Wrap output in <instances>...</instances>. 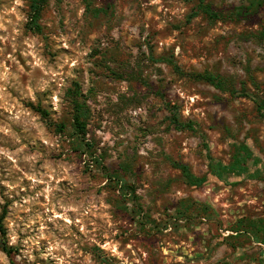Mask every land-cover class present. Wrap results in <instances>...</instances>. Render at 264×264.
Returning <instances> with one entry per match:
<instances>
[{
    "label": "rangeland",
    "instance_id": "1",
    "mask_svg": "<svg viewBox=\"0 0 264 264\" xmlns=\"http://www.w3.org/2000/svg\"><path fill=\"white\" fill-rule=\"evenodd\" d=\"M30 4L0 0V264H264V241L234 232L264 217V6L211 22L199 0H49L33 33ZM207 72L225 90L190 77ZM237 159L241 176L221 169ZM189 201L202 212L177 218Z\"/></svg>",
    "mask_w": 264,
    "mask_h": 264
},
{
    "label": "trees",
    "instance_id": "2",
    "mask_svg": "<svg viewBox=\"0 0 264 264\" xmlns=\"http://www.w3.org/2000/svg\"><path fill=\"white\" fill-rule=\"evenodd\" d=\"M93 1L94 0H84L85 6L88 11H92L94 14H99L101 11L97 9H92L93 6ZM250 3L247 6L243 7H238L234 12L232 13H226L223 11H217L211 8L210 5L206 4L204 0H199V5L198 8L195 12H193V16L198 15L199 13H203L211 22H216L220 20H227L230 18H241L243 16H248V15H253L256 14L259 9L264 6V0H249ZM49 0H31L30 4V14H29V22L27 24L28 30H30L33 33H42L43 28L40 24V20L42 17V12L45 8V6L48 4ZM190 77L205 81L213 85L215 88L219 90H225L226 83L224 79H222L220 76L212 74V73H204V74H192ZM230 91L236 95L238 94V91L235 90V88H230ZM78 92L75 93L77 96L79 94ZM74 102V109H75V114H74V122H73V128H74V133L78 139H80L82 142L86 140V135L88 134L87 130V118L90 116L89 110L87 106L83 103H80V101L74 97L73 99ZM119 107V105H117ZM32 108L39 113L44 119H48L49 113L43 109L41 106H32ZM174 109V108H173ZM259 112H262L264 109V104H259L258 105ZM171 123L179 130L182 129H194V125L191 122H183L179 115L177 114V111L171 110ZM57 128L61 131L64 132L66 129V126L64 124H59ZM85 146H89L90 148L91 145L87 142L84 144ZM222 170L228 174H234L237 176H241L245 171H246V166L245 164L237 159L235 160L230 166H221ZM179 168L181 169L183 173V177L185 179V182L192 187H200L202 186L206 178H198L194 176L188 166L186 165H179ZM220 170V169H219ZM214 174L220 178V175L218 171H214ZM115 178L111 179L114 180ZM129 189L128 194L130 195H135V189L132 188V186H127ZM133 201V200H132ZM191 205V206H190ZM190 206V208H189ZM201 206L196 204L194 201H189L185 202L183 205L178 207V212L176 213L177 218L181 217L180 215L187 214L188 212H196L195 209H197L199 212H202L200 210ZM203 208V206H202ZM132 211V210H131ZM135 211V210H133ZM3 214L0 218V229L2 230L3 234H5V230L2 226V221L4 219ZM247 218V217H246ZM244 217V220L246 219ZM242 221V220H241ZM262 226H253L251 227L250 224L247 225H239L236 227L234 232L237 233V235H242V234H251L254 233L260 240L264 241V217L260 221ZM257 224V223H256ZM3 251L8 255L11 256L14 249L7 244H3L2 246Z\"/></svg>",
    "mask_w": 264,
    "mask_h": 264
}]
</instances>
